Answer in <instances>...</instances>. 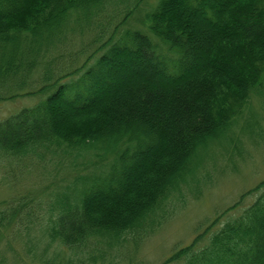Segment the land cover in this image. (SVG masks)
Here are the masks:
<instances>
[{"label": "trees", "instance_id": "trees-1", "mask_svg": "<svg viewBox=\"0 0 264 264\" xmlns=\"http://www.w3.org/2000/svg\"><path fill=\"white\" fill-rule=\"evenodd\" d=\"M134 1L115 30L139 7ZM109 2L0 0V85L27 78L43 45L54 44L71 21L99 17ZM149 8L142 23L154 38L129 30L77 81L0 121V160L61 149L74 161H107L102 172L77 174L56 193L47 232L71 249L145 230L188 182L195 153L229 131L264 81V0H156ZM94 24L103 30V21ZM24 207L0 212V242ZM193 247L168 262L264 264V194Z\"/></svg>", "mask_w": 264, "mask_h": 264}, {"label": "rangeland", "instance_id": "rangeland-1", "mask_svg": "<svg viewBox=\"0 0 264 264\" xmlns=\"http://www.w3.org/2000/svg\"><path fill=\"white\" fill-rule=\"evenodd\" d=\"M134 2L110 0L99 17L73 20L54 44L43 45L27 78L19 75L0 85V121L45 99L59 84L77 81L129 30L139 29L154 38L142 22L156 0H140L135 12L115 30ZM100 21L101 31L94 24ZM109 38L112 42L107 44ZM48 68L50 77L45 73ZM55 80L57 85L40 91ZM61 152L44 151V156L30 154L10 161L1 158L0 212L13 204L25 207L22 218L8 227L0 242V264H184L185 256L168 260L188 245L205 246L212 234L264 194V81L229 131L211 138L195 153L181 191L170 196L145 230L125 235L120 243L95 239L81 249H71L49 236L47 228L58 212L53 208L56 193L70 186L77 174L100 173L107 163L97 159L90 164V156L74 161ZM28 211H34L31 217Z\"/></svg>", "mask_w": 264, "mask_h": 264}]
</instances>
